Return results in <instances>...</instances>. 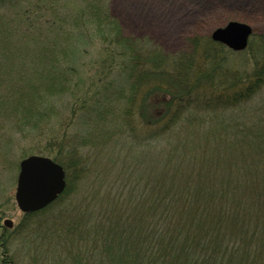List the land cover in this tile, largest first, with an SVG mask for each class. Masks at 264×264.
Masks as SVG:
<instances>
[{"label":"trees","instance_id":"trees-1","mask_svg":"<svg viewBox=\"0 0 264 264\" xmlns=\"http://www.w3.org/2000/svg\"><path fill=\"white\" fill-rule=\"evenodd\" d=\"M21 1L25 7L18 9ZM49 1L45 12L52 10ZM31 6V0H0V8L9 10L0 13V115L23 127L22 137L33 143L29 152L63 166L66 185L55 201L23 218L51 211L91 184L96 193L102 188L104 193L100 200L97 196L96 211L85 208L79 217L84 215L85 222L95 214L99 221L81 228L78 241L74 230L62 228L56 244L63 242L67 249L60 247L72 258H83L80 264H264V96L257 105L260 114H245V106L264 89V58L249 75H236L231 78L235 83L222 85L215 71L224 45L208 36L190 37L194 53L165 55L147 40L121 37L109 2L93 6L92 15L99 11L104 16L99 25L117 33L103 37L100 79L118 63L134 89L147 72L152 77L146 91L160 93L154 102L169 112L105 117L95 102L87 104L99 97L78 92L54 38L42 33V27L54 25L62 31V20L45 19L43 11L34 14L36 4V9ZM18 34L23 40L16 43ZM253 37L249 48L255 45ZM258 45L261 57L264 42ZM110 81L97 90L101 98L116 94ZM236 85L244 89L231 94ZM71 89L68 115L51 122L53 100ZM203 106L206 113L242 109L243 114H183ZM80 111L91 119L88 137L71 130ZM103 136L108 138L97 147ZM119 153L122 167L114 178L107 158ZM1 247L7 254L3 243Z\"/></svg>","mask_w":264,"mask_h":264},{"label":"rangeland","instance_id":"rangeland-1","mask_svg":"<svg viewBox=\"0 0 264 264\" xmlns=\"http://www.w3.org/2000/svg\"><path fill=\"white\" fill-rule=\"evenodd\" d=\"M31 2L32 9L35 8V4L38 8L34 14L43 11L41 15L45 19L50 16L57 18L58 21L62 20V31H59L58 25H54L52 28L41 26L42 33L46 32L53 36L50 37L54 38V42L57 43L55 51L59 57H62L63 66L72 70L73 75L70 77L73 79V84L77 83L78 92L84 94L86 98L92 95L99 97L87 104L95 102L94 108H99L98 114L105 117H109L110 114L116 116V114H169V112L167 113L161 102H154L155 98L161 97L160 93L149 94L146 91L149 87L148 83L151 82L149 77H152L151 74L147 75V72L139 77L138 85L134 89L124 80L125 74H122L118 63L116 67L113 66L114 68L106 78L100 79L99 63L105 54L103 37L117 36V33L115 34L112 30L108 31L109 27L106 29L105 26L99 25L104 16L99 11L92 15L93 6H101L103 3L109 2L110 15L117 20L121 37L142 38L144 43L148 41L149 46L159 47L165 55L177 52L194 53L193 47L187 43V38L209 37L213 28L223 26L230 20L249 24L253 30L254 46L238 52L228 48L220 50L221 63L215 71V75L220 73L219 79L221 77L222 85L232 80L234 81L232 83H235V79L231 78L236 75L240 76L242 73L249 75L255 70L257 63H260L264 58V55L259 57L257 49L258 41L264 42V0H104L99 3L97 0H50L52 10L47 12L44 10L48 0H31ZM25 3L26 1L19 2L17 8L23 9ZM29 4L28 6H30ZM7 10L5 7L0 8V13L8 15ZM103 25L105 24L103 23ZM22 38L18 34L16 43L22 41ZM254 55L259 57V60H255ZM224 71L230 78L225 81L223 80ZM107 79L111 80L110 83L113 81L109 85L110 91H117L116 94L111 95L113 96L111 99L101 98L97 94V90ZM162 80L164 81L165 77ZM213 83L217 84L216 81ZM239 89H244V86L242 85L240 88L236 85L229 91L233 94ZM73 90L71 89L53 100V114H49L51 122H57L68 115L70 101L73 102ZM263 96L264 89L261 94L254 97L250 104L245 106V114H260L261 110L257 105L259 102L261 103L260 97L263 98ZM203 107V110L192 111L191 109V113L186 111L183 114H243L242 109L235 112L232 110L206 113L204 110L206 106ZM84 114L81 111L78 113L71 130L81 132L84 137H88L92 134L93 127L91 119ZM173 114H178V110ZM22 128L15 120L6 119L0 115V264H78L79 260L84 261V259L78 256L74 258L69 256L66 250L60 247L65 246L67 249L63 242L57 246L56 244L60 240L58 235L62 228L68 226L74 230L78 241L81 228L97 224L99 219L95 218V214L92 218L86 217V224L83 220L84 215L79 217V214L85 208H88L90 212L93 209L96 211L104 193L103 188L99 193H96L90 184L76 192L73 198H63L51 211L35 214L31 219H24L22 212L16 206L14 193L19 170L18 162L22 157L33 153L29 152L33 143L22 137V133H24ZM107 138V136L101 137L97 147H100ZM111 139L113 140V138ZM92 149L94 148L90 150ZM116 151H118V147ZM116 155L109 161L107 158L114 178L121 170L123 158L121 153ZM143 168L142 166L140 170ZM129 175L132 176L134 173ZM123 178L126 182L131 180L128 175ZM103 187L105 188V181ZM76 216L79 222L75 221ZM87 218L91 222L87 221ZM5 219L11 221L10 226L3 224ZM26 221L27 226L24 228ZM77 241L74 242V245L78 243ZM2 243L7 249V254L2 253ZM69 249L74 251V247Z\"/></svg>","mask_w":264,"mask_h":264},{"label":"water","instance_id":"water-1","mask_svg":"<svg viewBox=\"0 0 264 264\" xmlns=\"http://www.w3.org/2000/svg\"><path fill=\"white\" fill-rule=\"evenodd\" d=\"M247 23L231 20L214 28L210 37L233 50L244 49L251 33ZM14 198L18 208L33 212L52 202L65 187V173L60 164L51 158L30 154L19 161ZM4 224L11 225L6 219Z\"/></svg>","mask_w":264,"mask_h":264}]
</instances>
